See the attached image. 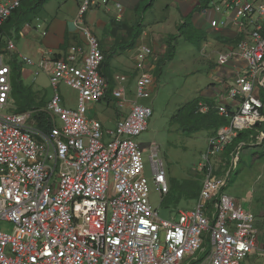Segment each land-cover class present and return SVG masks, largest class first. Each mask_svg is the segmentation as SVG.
<instances>
[{"label":"built area","instance_id":"obj_1","mask_svg":"<svg viewBox=\"0 0 264 264\" xmlns=\"http://www.w3.org/2000/svg\"><path fill=\"white\" fill-rule=\"evenodd\" d=\"M21 1L0 0V264H246L255 252H264V241L263 248L257 245L253 212L223 191L239 150L264 138V0H211L225 16L211 20V27L219 29L228 19L236 25L237 38L216 59L219 79L230 76L231 86L216 104L227 123L207 139L195 206L169 208L170 219H161L150 201L137 140L153 115L151 106L139 103L153 90L152 47H136L135 98L130 99L122 85L128 75L114 74L111 87L101 73L105 55L84 21L87 11L107 7L109 0H82L75 20L82 43L63 53L44 49L36 59L19 55L34 76L48 77L54 92L43 109L16 111L6 62L16 46L5 39L3 25ZM114 5L121 19V3ZM24 26L47 34L41 20ZM62 82L77 90L75 108L60 104ZM101 101H114L119 110L129 106L118 111L113 128L86 116L88 103ZM208 109L201 103L200 111ZM37 110L48 114L50 129L37 126ZM241 131L247 139L224 157ZM148 163L163 197L170 182L155 142Z\"/></svg>","mask_w":264,"mask_h":264},{"label":"rangeland","instance_id":"obj_2","mask_svg":"<svg viewBox=\"0 0 264 264\" xmlns=\"http://www.w3.org/2000/svg\"><path fill=\"white\" fill-rule=\"evenodd\" d=\"M64 1L66 0L48 1L45 14H48V16L49 14L54 15ZM143 10L144 6L139 11L141 12ZM155 10V14H157L159 8ZM136 25L139 28L137 27L138 29H135L134 27L133 30H130V37H125L122 41H132L136 34L139 33L140 25ZM40 31L41 29H38V32ZM26 32V27H22L18 33L12 32L9 34L5 32V39L12 40L16 46V50L11 52L12 58L10 56L6 57V62L11 67L12 72L14 64L21 65L23 69H21V78L26 85L32 87L37 98L35 101L42 103L39 108L43 109L51 98L54 89L44 73L34 76L32 66H29V64L26 65L21 61L19 55L26 54L25 42L27 39L38 41L34 37L31 39V36H27L28 38L25 39L22 33L26 34ZM167 40L168 38L160 40V45L163 44L166 47L163 49L158 47L157 53L156 51L153 53L155 54L153 58L155 69L152 73L154 75L153 90L150 97L139 99V103L141 102L153 108V115L148 121L147 129L137 137V140L140 142V147L143 149V155L145 156V174L149 179L150 201L153 207L157 208L161 219H170L174 213L170 212L169 208H164L161 204V193L151 180L152 175L148 163L149 146L154 142L159 145L160 155L166 164L165 167L172 189L174 188L173 180H177L179 183H182L184 180H194L200 184L202 173L199 170V163L204 151L207 149V139L213 132L210 130H201L194 134H185L179 129L178 124L170 123V118L185 103L195 98H202L198 96L201 94V90L211 85L209 84L211 79L208 75L210 66L213 65L212 69H214V77L216 80L226 84L227 90L231 86V82L226 81L230 76H225L223 80L219 79L216 62L219 52H217L214 64L212 60H209L203 53H200V48L203 43L202 33L191 31L186 35L183 34L181 37L179 36L173 39L171 44L175 46V52L172 55V59H169L168 56V48L165 44ZM141 43H138V45ZM130 51L132 52L133 49ZM104 53L106 55V51ZM159 69L161 70L159 71ZM224 69L228 75L230 66ZM127 75L128 79L122 85L129 92L128 97L134 99L136 74L132 71ZM58 93L61 97L60 104L62 106L67 108L76 107L78 96L76 89L62 82L58 85ZM192 102L194 107L199 109L201 103H206V100L198 99ZM11 106L14 110L17 109L16 111H18L14 99L12 100ZM124 109L119 110L114 101L108 104L106 101L88 103L86 116L88 118H98L102 121L105 128L110 129L114 127L118 111L125 112ZM246 144L249 147L239 150L238 165L231 171L229 181L223 188V191L241 203L244 208L251 210L255 215V224L259 229L257 245L261 249L263 248L264 241V155L262 157L253 155L254 152H260V148L254 146L251 142H247ZM226 154L227 149L224 157H227ZM171 196L173 200L169 204L174 206V209H187L195 206L194 199L189 198L185 193L180 194L177 190H174ZM246 264H264V252L260 250L255 252Z\"/></svg>","mask_w":264,"mask_h":264},{"label":"crops","instance_id":"obj_3","mask_svg":"<svg viewBox=\"0 0 264 264\" xmlns=\"http://www.w3.org/2000/svg\"><path fill=\"white\" fill-rule=\"evenodd\" d=\"M81 1L66 0L54 15L49 14V16L45 14L46 3L44 9L32 22L35 23L37 19L41 20L47 27V34L42 35L41 31L27 28L26 34L22 33L25 39L31 36V39L34 37L38 41L33 40V42L27 39L25 42L26 55L36 59L40 57L44 49L63 53L69 45L82 43L83 35L75 22ZM147 1L109 0L107 7L100 6L84 14V21L99 38L101 50L103 53L106 51L101 73L110 81H113L114 74L127 75L134 70L133 58L138 43H147L157 53L158 47L162 49L166 47L163 44L160 45V40L169 38L171 34L181 37L191 31H198L203 36L200 53L212 60L214 64L217 52L229 48L237 38L236 25L232 19H228L226 24L219 29L211 27V20L225 18L221 12L214 9L211 0H154L150 7L140 12V8L145 6ZM115 2H120L123 7L121 19L116 18ZM156 7L159 8L157 14H155ZM136 24L140 25L136 43L126 46L132 41L122 40L130 37V30H133ZM182 24L184 25L180 32L178 28ZM131 49H133L132 52ZM212 66L208 72L211 85L203 88L198 96L205 100H213L217 104L223 99L227 88L226 84L216 80ZM128 109L129 106L124 109L125 112Z\"/></svg>","mask_w":264,"mask_h":264},{"label":"trees","instance_id":"obj_4","mask_svg":"<svg viewBox=\"0 0 264 264\" xmlns=\"http://www.w3.org/2000/svg\"><path fill=\"white\" fill-rule=\"evenodd\" d=\"M50 0H22L21 4L18 8H16L13 13L10 15V17L7 19V21L3 25L4 32H7L11 34L12 32H20L21 28L24 26L26 22H32L33 19H35L40 12L44 9L45 4ZM154 0H148L147 3L144 6V9L147 7H150L153 4ZM182 24L178 29L181 32L183 28ZM135 29H138V25L134 26ZM138 27V28H137ZM139 34V33H138ZM136 36L132 39V42L126 44L127 45H134ZM176 38V35L171 34L166 42L167 48H168V56L169 59H172V55L175 52V46L171 44V41ZM123 47V46H122ZM109 58V57H108ZM21 65L14 64L13 72L11 74V96L14 99V101L17 104L18 111H26L25 109L34 110L41 107L40 105L42 103H37L35 100L36 94L31 86L26 85L22 78H21ZM161 69H159L160 71ZM111 87L113 86V83L111 81ZM201 97V96H200ZM202 99L204 98H195L194 100ZM190 100L189 102L182 105L178 110L171 116L170 123L178 124L179 129L185 133V134H194L196 132H199L201 130L206 131H212L213 134L216 132V130L227 123V120L222 117L216 109V103L213 100H206V104L209 106V109L207 111H200L199 109L194 107V104ZM38 105V106H37ZM46 105V104H45ZM17 110V109H16ZM37 126L43 129H50L52 126L51 121L48 119V114L45 111L37 110L33 115ZM250 131V130H248ZM254 132L255 131H250ZM247 139L246 131H241L237 138L233 141V143L227 148V157L228 152L232 151L239 142L245 141ZM254 146L260 148V152H254L253 155H258L259 157H262L264 155V138ZM249 147L247 144L244 145L242 148ZM258 153V154H255ZM174 182V188L172 189V186L170 184V190L166 194L168 195L165 198L166 195L162 197L161 204L164 206V208H173L174 206L170 205L169 203L172 202L173 197L171 196L172 192L174 190H177L178 193L183 194L185 193L189 198L196 199L200 188H201V179L200 184L194 180H184L182 183H179L177 180H173Z\"/></svg>","mask_w":264,"mask_h":264},{"label":"water","instance_id":"obj_5","mask_svg":"<svg viewBox=\"0 0 264 264\" xmlns=\"http://www.w3.org/2000/svg\"><path fill=\"white\" fill-rule=\"evenodd\" d=\"M263 132H264V130H263Z\"/></svg>","mask_w":264,"mask_h":264}]
</instances>
